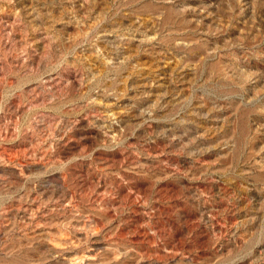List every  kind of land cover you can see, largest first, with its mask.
<instances>
[{"label": "rangeland", "instance_id": "rangeland-1", "mask_svg": "<svg viewBox=\"0 0 264 264\" xmlns=\"http://www.w3.org/2000/svg\"><path fill=\"white\" fill-rule=\"evenodd\" d=\"M0 264H264V0H0Z\"/></svg>", "mask_w": 264, "mask_h": 264}]
</instances>
